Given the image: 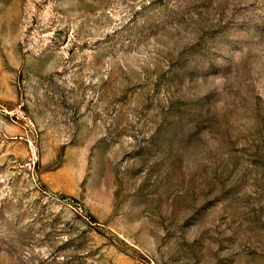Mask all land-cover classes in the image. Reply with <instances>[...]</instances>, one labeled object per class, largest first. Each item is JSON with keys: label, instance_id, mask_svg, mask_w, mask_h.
<instances>
[{"label": "rangeland", "instance_id": "obj_1", "mask_svg": "<svg viewBox=\"0 0 264 264\" xmlns=\"http://www.w3.org/2000/svg\"><path fill=\"white\" fill-rule=\"evenodd\" d=\"M0 264H264V0H0Z\"/></svg>", "mask_w": 264, "mask_h": 264}]
</instances>
